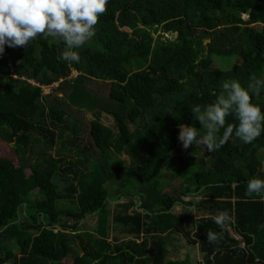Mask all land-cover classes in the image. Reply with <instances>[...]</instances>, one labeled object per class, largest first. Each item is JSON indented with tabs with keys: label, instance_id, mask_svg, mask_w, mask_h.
Wrapping results in <instances>:
<instances>
[{
	"label": "trees",
	"instance_id": "obj_1",
	"mask_svg": "<svg viewBox=\"0 0 264 264\" xmlns=\"http://www.w3.org/2000/svg\"><path fill=\"white\" fill-rule=\"evenodd\" d=\"M95 30L79 63L44 36L0 56V264H264V196L246 195L248 180L264 179V134L247 145L233 136L203 160L205 146L185 150L178 139L179 125L200 128L191 108L214 102L224 81L247 88L251 75L264 79V0H109ZM216 57L235 63L223 70ZM90 80L110 87L118 136L101 123ZM55 84L63 94L70 85L75 108L97 113L94 152L80 150V124L71 132L67 112L47 108L44 88ZM253 103L264 110V92ZM122 155L137 178L111 193ZM192 207L198 214L179 211ZM218 211L231 220L210 244L207 232H221ZM112 224L128 239L110 240ZM176 235L204 260L168 258L166 236Z\"/></svg>",
	"mask_w": 264,
	"mask_h": 264
},
{
	"label": "clouds",
	"instance_id": "obj_2",
	"mask_svg": "<svg viewBox=\"0 0 264 264\" xmlns=\"http://www.w3.org/2000/svg\"><path fill=\"white\" fill-rule=\"evenodd\" d=\"M109 0H0V56L5 47L29 46L40 36L53 38L64 45L62 58L79 63L78 49L96 35V25L107 12ZM214 102L191 108L193 119L204 130L200 136L195 126L179 125L178 139L183 149L200 145L209 152L219 150L233 136L243 144H252L264 134V110L253 103V96L264 92V79L250 76L248 87L238 80H226ZM229 116L238 122L227 124ZM224 129L222 136L220 130ZM264 196V179L253 177L247 181L246 195ZM221 232L209 230L207 243L218 244L223 238L231 217L218 211L213 217Z\"/></svg>",
	"mask_w": 264,
	"mask_h": 264
},
{
	"label": "rangeland",
	"instance_id": "obj_3",
	"mask_svg": "<svg viewBox=\"0 0 264 264\" xmlns=\"http://www.w3.org/2000/svg\"><path fill=\"white\" fill-rule=\"evenodd\" d=\"M164 36L163 40H175L177 35H173L172 33H165L161 34ZM162 36V37H163ZM42 36L38 37L36 41L41 38ZM210 42L209 39L204 41V44H208ZM7 47V46H6ZM9 48V47H8ZM12 51V54H15L20 47L17 48H9ZM235 63V58H223V57H216L215 60V66L217 68H221L223 70H229L233 67ZM77 74H74L73 77H77ZM59 87V84L52 85L50 87H47L44 89V94L47 97V101L45 102L47 105V108H60L67 112L69 115V123L71 125V132H73V124H80L81 129V141L78 142L80 150H83L86 146H90L93 149V152L95 151V148L93 146L92 139L90 137L92 124L95 120H97V113H91L85 110H81L78 108H75L74 105L70 102L68 95L71 93L72 89L70 85L64 86V94L61 92H58L57 88ZM87 88L90 92L96 94L99 96V107L97 109V112L100 113L101 117V123L111 129L116 136H118V130L113 118V113L118 110V105L114 102L110 101L108 99V92H109V86L108 84L104 83L103 81H97V80H90L87 83ZM71 133L68 131H65L66 139L68 135ZM32 139H34V151L38 154H41L44 152V140L36 135L33 136ZM40 140V141H37ZM257 153L259 156H261L262 160L264 161V150L259 148L257 150ZM51 155L55 156V150L51 151ZM197 156L203 160V159H209L208 151L204 147H200ZM119 162L122 163L123 167L121 169V178H115L114 180L108 181L107 185L110 189V192H118V190L124 189L123 185L124 182L131 181L133 182L137 178V171L136 168H133L130 165L129 159L127 156L122 155L120 157ZM118 162V163H119ZM58 183L60 186L67 185V182L65 180H59ZM128 183V182H127ZM127 188H131L132 185L130 183L127 184ZM126 191V190H124ZM133 192L136 191V189L132 190ZM111 198L113 199L114 196L110 194ZM202 197H198V200H200ZM187 200L190 199V197L185 198ZM114 204V203H113ZM111 204V209H114V205ZM72 208H73V204ZM61 206H64V204H61ZM75 207V209H77ZM182 213H190L193 212L194 214L197 213V209L195 207L189 208H183L179 209ZM199 218V217H198ZM123 229L120 226L112 224L111 227V239L113 242L117 241H123L127 240L128 236L124 235ZM236 238H238L236 235H234ZM166 242L168 245V258L173 260H184L187 258H191L194 261L201 262L204 260L203 255L200 250V246H195L191 242L188 241L187 238H183L181 236H166ZM241 240V239H239ZM243 245V244H242ZM18 252L19 250L16 249Z\"/></svg>",
	"mask_w": 264,
	"mask_h": 264
},
{
	"label": "built area",
	"instance_id": "obj_4",
	"mask_svg": "<svg viewBox=\"0 0 264 264\" xmlns=\"http://www.w3.org/2000/svg\"><path fill=\"white\" fill-rule=\"evenodd\" d=\"M33 84H35V83H33ZM50 87V86H49ZM47 88V87H46ZM45 89V88H44ZM45 95V94H44ZM238 237V236H237ZM237 239H240V237H238Z\"/></svg>",
	"mask_w": 264,
	"mask_h": 264
},
{
	"label": "water",
	"instance_id": "obj_5",
	"mask_svg": "<svg viewBox=\"0 0 264 264\" xmlns=\"http://www.w3.org/2000/svg\"><path fill=\"white\" fill-rule=\"evenodd\" d=\"M172 34H175V33H172Z\"/></svg>",
	"mask_w": 264,
	"mask_h": 264
}]
</instances>
